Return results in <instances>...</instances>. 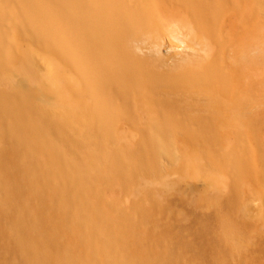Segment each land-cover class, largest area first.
I'll use <instances>...</instances> for the list:
<instances>
[{"label":"bare ground","instance_id":"6f19581e","mask_svg":"<svg viewBox=\"0 0 264 264\" xmlns=\"http://www.w3.org/2000/svg\"><path fill=\"white\" fill-rule=\"evenodd\" d=\"M252 2L0 0V264H264V92L258 46L245 51L264 1ZM173 160L191 225L185 208L143 218L195 235L167 245L137 231L144 203L115 190L168 185Z\"/></svg>","mask_w":264,"mask_h":264},{"label":"rangeland","instance_id":"374dc122","mask_svg":"<svg viewBox=\"0 0 264 264\" xmlns=\"http://www.w3.org/2000/svg\"><path fill=\"white\" fill-rule=\"evenodd\" d=\"M211 1L214 2V6L218 5V6H222V7H227L228 9H230L232 7L233 8L236 7V4H235L236 0H233L232 2H229V1L225 2L223 0H211ZM240 1L243 2L245 0H240ZM249 1L253 5L252 0H249ZM261 7L264 8V4ZM262 13H263V11H262ZM262 13H260V17L262 16L261 17L262 19L260 20L259 28L257 27V30H256V33L258 35L257 36L258 39H252L251 40L250 38H246L245 39L246 40L245 41V45H246L245 51H246V53H248L250 55L249 50L254 48L256 45L258 46L257 55H255L256 61H257L258 71H256V76L252 77V79L257 81L259 87L264 92V54H263V52H264V31H263V28H264V26H263L264 25V13L263 14ZM261 29H262V31H261ZM230 47L234 48L235 52H232V53L237 54L238 52H236L237 51L236 48L237 49L243 48L244 47V42H240L239 41L237 45H236V42L235 43H230ZM247 59H248V61H247ZM247 59H245V62H246L245 64L247 65L245 69L249 70L248 67L250 65L251 60H250V58H247ZM230 60H231V58H230ZM244 83H246V82H244ZM227 84H229V86L231 88H233V91H238L237 84H236L235 81L231 82V79H230L229 83H227ZM222 95H224V94L220 93V92H217V94H216L218 99H221ZM233 95L237 96L238 93H233ZM19 107L24 109L27 112V115L30 116V117H27V119H31V121H32V123L34 124V127H35L34 129L39 135L44 134V135L48 136L51 139V141H54L53 135L49 132V130L47 128H44L43 126H41L39 124L40 120L35 114H33V112H31L30 110H28L26 107H24L22 105H20ZM11 119L15 123V125H17L18 123L23 122V120L19 116H13ZM142 125L145 126L143 123H142ZM168 125H170V124L169 123L162 124L161 125V129L163 130ZM122 133H125V134H123L121 136H125L127 138V139L126 138L121 139L122 140V144L129 142L128 145H131L133 147L139 148V152H140V154H142V151H141L142 150L141 149L142 148V143H141L142 141H140L136 137H132L131 138L130 135L127 132H122ZM3 138L4 137H2L0 135V144H1V141H3V143H4V142H7V140H8L7 138H4L5 140ZM85 151H86V148L83 147V152H85ZM105 155H106V157L107 156H109V157L111 156V154L110 153H106V151H105ZM174 162H175V164H173ZM166 164L168 165V167H170L172 164L173 165L171 166L170 169L168 168L169 170H165V172H159V175L162 174V176H164L165 178H167L168 181L171 182V183L168 182L169 184L166 185L167 187L165 185H158L159 183H157V182H155V184L153 186H149V187H145V186H142V185L138 184V185L135 186L136 187V192L131 194L130 192L126 191L124 188L122 189V187L120 185H117L116 190H115V194L118 195L119 197H121V199L123 200V204H127V203L129 204L132 201V199L135 198V197L136 198L138 197V199L142 203H144V206L146 207L144 210H142V211H133V210H131L130 211L131 220L137 226V231H139L140 234H148V236H149V238L151 240H155L157 242H160L161 244H164L165 242H167L168 243L167 245H172V242L177 241V242L181 243L182 241H180V240L192 237L195 234L191 233L190 236L186 235V233L185 234L183 233L182 229H179L178 227L176 228V226H175V225H177L176 222H177V220L180 217L179 216L180 212L183 211V210H181V208L182 209L185 208V211H186V213L189 216L188 219H187V223H186L187 226L191 225V222H190L191 220L190 219H191L193 213H192V210L190 209V207L188 205H184V207H182V206L180 207V203L179 202H180V198H181L182 194L178 190V186L181 188V184L183 185L184 183L181 181L182 180L181 179L182 178L181 177L182 173L177 168L178 160H177V165H176V160L171 161V164L170 163L169 164L166 163ZM190 164L191 163H189L187 166L191 167ZM147 165L149 167L152 166L149 162L147 163ZM176 168H177V171H176ZM91 170H93L94 172L98 171L102 175H104L106 173V171H107L104 164H102L101 166L97 167L96 169L92 168ZM170 170H171V172H170ZM17 171H18V174L21 175L25 179V181H27V182L31 181V177H30V175L27 174L26 169L24 168L23 165H19L17 167ZM168 174H170L171 177ZM185 175H186V173L184 174V176ZM158 179L159 178H157V180ZM167 180H166V182H167ZM172 184L173 185L176 184V185L172 186ZM161 186L163 188H161ZM164 187H166L165 188L166 191H165ZM171 187H173V188H171ZM84 188H85V191H89V187L88 186L87 187L84 186ZM161 191H162V193H160ZM209 192L204 193L203 197H207L209 199V200H207V199L204 200V202L207 203V202L210 201V199H212L213 202L218 203L217 202L218 199H216L214 197L215 195H212V193H209ZM216 195L218 197V194H216ZM183 196H185L186 199H191L192 202L199 199V197H198V195L196 193H194V194L193 193H191V194L183 193ZM126 199H128V200H126ZM263 201H264V199H263ZM151 204H154V205L156 204L157 207H158L155 211H153V214H155V216H158V215L160 216L161 215V216H163L164 218H166L168 220H173V221L176 220V222H175L176 224H172L171 223V225L168 227L167 225H165V221H161L159 219L156 220L155 218L149 219V220L148 219H144L143 215L152 214L151 211L147 209V207L149 205H151ZM118 216H119L118 219L122 220L120 215H118ZM262 220L263 219L260 218L259 223H261ZM179 223H178V225H179ZM153 230H157V231L154 233ZM188 231L192 232V227H188ZM146 232H148V233H146ZM1 235L2 234L0 233V238H1ZM188 253L190 255V258H192L194 260L196 259L197 255H196L195 252L190 251ZM174 264H180V263H176L174 261Z\"/></svg>","mask_w":264,"mask_h":264}]
</instances>
